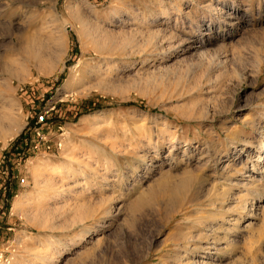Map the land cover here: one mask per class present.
Returning a JSON list of instances; mask_svg holds the SVG:
<instances>
[{"label": "rangeland", "instance_id": "obj_1", "mask_svg": "<svg viewBox=\"0 0 264 264\" xmlns=\"http://www.w3.org/2000/svg\"><path fill=\"white\" fill-rule=\"evenodd\" d=\"M0 56V264H264V0H0Z\"/></svg>", "mask_w": 264, "mask_h": 264}, {"label": "bare ground", "instance_id": "obj_2", "mask_svg": "<svg viewBox=\"0 0 264 264\" xmlns=\"http://www.w3.org/2000/svg\"><path fill=\"white\" fill-rule=\"evenodd\" d=\"M29 2L30 3H32V0H29ZM263 43V42H262ZM0 68H2V58H1V56H0ZM264 144V143H263ZM261 151H264V148H262L261 149ZM38 169H40V167H38ZM65 172H67L66 171V168L64 167H61L60 165H54L53 167H51L50 169H49V174L50 175H52V176H54V175H63ZM189 176V175H188ZM180 182V181H179ZM181 183H182V181H181ZM46 186V185H45ZM179 192V191H178ZM177 194V193H176ZM179 194V193H178ZM65 195V193H63L62 192V195H61V197L62 196H64ZM178 196V195H177ZM177 196H175V197H177ZM177 199H178V197H177ZM200 264V263H199Z\"/></svg>", "mask_w": 264, "mask_h": 264}, {"label": "built area", "instance_id": "obj_3", "mask_svg": "<svg viewBox=\"0 0 264 264\" xmlns=\"http://www.w3.org/2000/svg\"><path fill=\"white\" fill-rule=\"evenodd\" d=\"M41 121H44V118L43 117L41 118Z\"/></svg>", "mask_w": 264, "mask_h": 264}]
</instances>
